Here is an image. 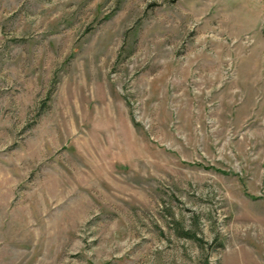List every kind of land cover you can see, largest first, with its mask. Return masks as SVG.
I'll list each match as a JSON object with an SVG mask.
<instances>
[{
  "label": "rangeland",
  "instance_id": "1",
  "mask_svg": "<svg viewBox=\"0 0 264 264\" xmlns=\"http://www.w3.org/2000/svg\"><path fill=\"white\" fill-rule=\"evenodd\" d=\"M0 264H264V0H0Z\"/></svg>",
  "mask_w": 264,
  "mask_h": 264
}]
</instances>
